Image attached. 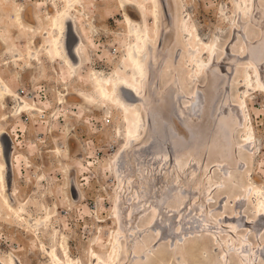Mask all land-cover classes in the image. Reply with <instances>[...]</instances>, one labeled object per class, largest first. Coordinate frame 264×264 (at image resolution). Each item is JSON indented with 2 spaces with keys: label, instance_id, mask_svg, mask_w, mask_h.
Masks as SVG:
<instances>
[{
  "label": "rangeland",
  "instance_id": "374dc122",
  "mask_svg": "<svg viewBox=\"0 0 264 264\" xmlns=\"http://www.w3.org/2000/svg\"><path fill=\"white\" fill-rule=\"evenodd\" d=\"M161 2L158 29L149 13L142 23L152 40L134 139L123 111L92 88L96 74L132 71L119 2L82 0L71 12L83 48L72 72L45 53L48 15L64 0H0V72L24 96L0 101V126L27 157L15 163L21 216L0 223L2 259L56 264L54 252L65 264H95L94 250L109 264H264V207L255 205L264 197V0ZM161 118L183 148L169 147ZM182 207L186 228L176 235L181 217L168 210Z\"/></svg>",
  "mask_w": 264,
  "mask_h": 264
},
{
  "label": "bare ground",
  "instance_id": "6f19581e",
  "mask_svg": "<svg viewBox=\"0 0 264 264\" xmlns=\"http://www.w3.org/2000/svg\"><path fill=\"white\" fill-rule=\"evenodd\" d=\"M96 1H104V0H96ZM117 1L119 2V4L117 3L119 8L122 10L123 19H124L125 23L128 25V27L130 28L132 35H133V38H134V42L131 44L129 43L130 45H129V51H128V55H127V60L129 63L128 70H130V71L132 70V71L128 73V76L117 74V76L111 77L108 75L106 76L102 73L96 74L94 77L95 78V82L93 85L94 87H92V88H94L95 93L98 96V98L100 97L101 99L105 100V102L106 101L111 102L113 105H116L118 108H120L123 111V113L125 115L124 121L126 123H128V125H129V128L127 129L128 135H129V137H132L135 139L138 136L141 137L139 135L140 134L139 123H140V125H141V123H143L142 122V120H143L142 114H141L140 109L138 108L135 101L141 100L142 95L144 94V87H145L144 83L147 81V68H146V62L145 61H146V56H147V49L150 46V42L152 40V37L150 36L149 32L145 28L142 27V23H143L146 15L149 13L153 22H154V25H155L154 29L155 30L158 29L159 21H160L159 6L162 5V2H161V0H117ZM145 2H147L149 4V7L144 5ZM64 3H65V5L62 8H57L53 11V13L48 15L49 27L51 29V36H50V43H49V45H47V47L45 49V53L51 58V60L60 59L69 68L70 71L75 72V70H77V67H79L82 63V56H81V51L83 50V48L81 50V43L82 42L80 41L81 39L78 37V43L76 44V46L74 48L75 60L73 61L69 57V55H67V53H66L65 41H66V33H67L66 31H67L69 26L72 27L74 29V31L76 32L77 24H76V21L74 20V18L72 17L71 12L75 11L76 7H78L80 4H82V0H64ZM130 9H133V11H135V15L138 18L137 21L133 19L132 13H131L132 10L130 11ZM75 13H76V11H75ZM28 18L33 19L32 14H30V16ZM16 20L21 27H25V24L23 23V16L21 15L20 12H17ZM195 38L200 41L199 35L197 33L195 34ZM202 41H203V39H202ZM0 42L2 43V41H0ZM203 45L207 49V52L210 53L213 51V48H215L217 46V43L215 41H212L210 44L203 43ZM28 55H29L30 59H38L39 60V58H36L38 55L36 50L30 49ZM194 61H195L194 64L196 67V70H195L196 72H195V74H192V76L194 75L196 77V75H198L200 73V71L202 70L203 64L200 63L199 59H196ZM6 64H8V62L3 63V65H6ZM28 66H31V65L28 64ZM125 66H127V65H125ZM74 75H75V73H74ZM247 80H248V78H247ZM247 80H244V81H245V83L248 82V84H249V81H247ZM5 95L17 97L16 94L12 93V91L10 90V85H9V82L7 81V78L4 77L3 74L0 72V101H2V99L5 97ZM85 97H88V96H86V94H85ZM92 98H94V97H92ZM88 101H90V100H88ZM245 104H246L245 100H243L242 103L241 102L239 103V105L242 108L246 106ZM33 109L34 108L32 106H27V107H25L24 110L29 111V110H33ZM152 116L154 117V115H152ZM181 117L182 116H179L180 121L184 125H186L187 130H190V125H188L186 123L185 119H183ZM5 118L6 117L3 116L1 118V120H4ZM161 120H162L161 123L163 124V126L165 127V125H166V128H165L166 132L164 135H165V137H167L169 139L168 140V143H170L169 147L173 148V149H175L176 147L181 148L182 142L179 140L180 138L176 136L175 132L173 131L171 126L168 124V121L166 119H163V118H161ZM154 123H156L155 119H153L154 128L152 129L151 133H153L156 130ZM168 128H169V131H168ZM4 136L5 137L7 136L9 144L12 143V145H13L12 149H14V147L17 145V143L12 138L11 134L6 132L5 128L3 126H0V223L5 221L6 219H8L11 215L15 216L16 218H20V216H21V213H20L21 205H18V206L15 205L16 204L15 202H17V199H18L17 198L18 189L14 185L15 184L14 183L15 166H16L15 163L17 160H19L20 157L27 158L24 156V154L13 152V150L11 151V149L7 153L6 149L4 147V141H3ZM249 137H251V135H248V138L245 139V141L247 140L246 142H248L249 140L251 141V138L249 139ZM7 160L9 161V163ZM154 163H156V161ZM258 193H256V195ZM259 195H260V193H259ZM246 198L247 197H245V199L243 198L242 199L243 201L241 199L238 201L244 202V201H246ZM262 198H264V197H262ZM262 198L261 197L257 198V203L255 204L256 206L264 207V201ZM242 206H243V204H242ZM184 209H185V207L179 208L178 210H176V209L168 210V211H173V212L175 211V212L179 213V216L181 217L180 220L178 221L179 223H178L177 228H182V230L176 231L177 232L176 235L183 233L184 232L183 230L186 228V226H183V224H182V221H184L185 217H186V214H185L186 212L184 211ZM261 210H262V208H261ZM168 211L165 209L161 210V212L163 213V216L170 215L171 212L166 213ZM204 213L207 215L210 214L208 211L203 212V214ZM210 215H212V214H210ZM233 216L227 217V218H229L233 222L234 220H236V219H234ZM263 219H264V213L262 212L260 217L256 221L257 222L256 225H262V223L264 222ZM24 221H25V219H24ZM206 226H208V225H206ZM263 227H264V225H263ZM263 227L261 229H263ZM187 228H189V225L187 226ZM206 229L213 231L211 228H206ZM166 232H167V230H166ZM254 233H255V230H254ZM258 235H259V233H258ZM115 244H116V242H114V245ZM245 247H246V245H245ZM250 247H252V246H250ZM240 248H242V247H240ZM117 249L118 248L116 246V250ZM243 249L244 248H242L241 250H243ZM261 249H263V248L261 247ZM237 250H239V249L237 248ZM240 251H237V252H240ZM263 251H262V255H264ZM250 252L251 253H253V252L259 253L258 250L255 248H251ZM52 256L54 257L56 264H63L64 263L62 261V259L60 257H58V255L56 253L53 252ZM66 256H68L67 253H66ZM91 256L93 257V259L96 260L95 264H109L107 260L103 259L99 255V253H97L94 250H92ZM110 257H111V254H110L109 258ZM261 260H262V258H261ZM0 264H23V263L17 256L10 253V254H8L6 259H2L0 256ZM66 264H77V263H75V261L73 259H70L68 256ZM162 264H164V263H162Z\"/></svg>",
  "mask_w": 264,
  "mask_h": 264
},
{
  "label": "water",
  "instance_id": "95a60500",
  "mask_svg": "<svg viewBox=\"0 0 264 264\" xmlns=\"http://www.w3.org/2000/svg\"><path fill=\"white\" fill-rule=\"evenodd\" d=\"M162 1V0H161ZM163 6H164V2H162ZM66 41H65V50L67 55H69V57L74 61V48L76 46V44L78 43V35L76 34V32L74 31V29L72 27H68L67 31H66ZM68 36L72 37V42L71 44H68ZM4 147L6 149V152L8 153L10 150V144L8 139L4 140ZM8 161V160H7ZM9 163V161H8Z\"/></svg>",
  "mask_w": 264,
  "mask_h": 264
},
{
  "label": "flooded vegetation",
  "instance_id": "af4514ba",
  "mask_svg": "<svg viewBox=\"0 0 264 264\" xmlns=\"http://www.w3.org/2000/svg\"><path fill=\"white\" fill-rule=\"evenodd\" d=\"M7 81H8V80H7ZM8 82H9V81H8ZM9 85H10V84H9ZM10 90L12 91V88H11V87H10ZM20 92H21V95H20V93H17V94L15 93L17 97H14V96H6V95H5V97L2 99V104H3V106H4V104H5L6 107H7L8 103H9L10 101H12L14 98H15L16 100H19V101L22 102V101H23L22 98L24 97V96H22V92H23V90L20 89ZM12 93H13V92H12ZM12 98H13V99H12ZM6 131H7V130H6ZM8 132H9V131H8ZM9 133H10V132H9ZM10 134H11V133H10ZM11 136H12V135H11ZM12 138H13V137H12ZM6 139H8L7 136H6V137L4 136V140H6ZM10 142H11V141H10ZM12 146H13V145H12V143H11V144H10V149H11V151L13 150V149H12ZM11 151H10V152H11Z\"/></svg>",
  "mask_w": 264,
  "mask_h": 264
}]
</instances>
